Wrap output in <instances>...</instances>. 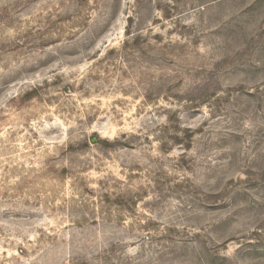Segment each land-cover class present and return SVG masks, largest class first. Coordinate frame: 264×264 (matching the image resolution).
Masks as SVG:
<instances>
[{
	"label": "rangeland",
	"instance_id": "374dc122",
	"mask_svg": "<svg viewBox=\"0 0 264 264\" xmlns=\"http://www.w3.org/2000/svg\"><path fill=\"white\" fill-rule=\"evenodd\" d=\"M0 264H264V0H0Z\"/></svg>",
	"mask_w": 264,
	"mask_h": 264
}]
</instances>
